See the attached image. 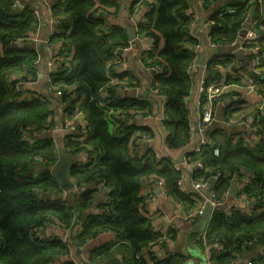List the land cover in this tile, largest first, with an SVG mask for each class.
Here are the masks:
<instances>
[{"label":"trees","instance_id":"obj_1","mask_svg":"<svg viewBox=\"0 0 264 264\" xmlns=\"http://www.w3.org/2000/svg\"><path fill=\"white\" fill-rule=\"evenodd\" d=\"M218 1L201 0L206 6ZM223 2L209 17L214 21L208 27V38L213 44L233 40L249 18L250 11L257 21L260 19L258 2L236 0L233 12L221 13L231 4ZM141 4L153 9L145 12L147 21L140 30L153 38L155 44L143 61L149 67L157 64L163 67L161 74L154 75L150 87L165 95L166 120L163 125L167 133L164 141L168 149L177 150L193 137L186 106L180 101L189 94L191 71L188 72L187 67L196 57L189 45L193 47L199 41L189 34L190 2L141 0ZM116 7L114 0H51V13L58 21V32L51 35L50 41L59 42L63 52L69 53L64 56L67 68L53 74L52 82L57 84L62 99L70 95L84 96L82 116L87 129L84 146L67 138L61 146L74 154L85 147L92 155L91 160L70 168L69 176L78 192L74 193V198H66L56 193L59 185L49 171L57 158L54 139L44 135L34 137L33 142L20 140L23 130L39 131L52 124L53 93L41 99L14 101L15 81H7L12 73H26L31 79L35 78L32 66L36 53L17 46L15 41L27 38L37 24L36 16L29 5L19 8L13 6V0H0V264H48L65 257L69 253L66 241L40 239L34 236L36 230L48 223L70 227L76 214L92 205L101 187L108 191L105 200L98 203L97 213H87L83 217L81 230L76 235L78 246L94 239L86 248L88 261L114 264L111 258L115 248L119 247L117 252H125L124 264H185L186 255L178 249L160 260L153 251H148L157 235L140 212L142 182L154 175L164 181L167 194L188 202L189 207L196 202L181 192L177 182L180 171L168 157L150 153L142 160L139 156H131L134 132L148 133V130L125 122L122 115L128 116L129 109L144 114L150 111L147 103L103 95L104 92L112 95L114 91L108 86L113 77L111 67L105 66L112 49L129 43L122 28L114 26L109 32L100 29L103 16L114 12ZM255 27L261 33L264 45V30H260V27L264 29V16ZM220 56L224 55H213L206 66V74L212 79L222 78L221 69H234L232 58L235 56L229 54L227 59H218ZM70 67L71 71L67 73ZM27 76L20 79L25 80ZM226 78L228 81L229 77ZM259 93L264 97V89ZM106 99L112 101L104 105L102 102ZM114 122L119 125L113 127ZM260 123L264 132V105ZM210 135L218 141L216 133ZM224 142L225 145L219 143L221 153L218 156L206 145L199 152H186L185 158L203 163L204 170L197 172L196 178L205 179L210 174L220 173L214 186L217 195L228 188L231 176L248 172L252 182L244 190L256 198V205L262 209L258 215L251 216L238 210L225 213L215 209L205 233L196 239L198 245L217 239L226 247L210 254L211 264H231L237 250L251 248L252 245H246L248 240L264 245V139L254 146L241 141L233 144L230 137ZM37 166L40 168L35 171ZM83 186L86 188L82 190ZM103 233H112L114 238L98 240ZM262 250L257 255L258 264H264V247ZM145 251H148L147 256ZM61 264L82 263L64 259Z\"/></svg>","mask_w":264,"mask_h":264},{"label":"crops","instance_id":"obj_2","mask_svg":"<svg viewBox=\"0 0 264 264\" xmlns=\"http://www.w3.org/2000/svg\"><path fill=\"white\" fill-rule=\"evenodd\" d=\"M117 4L115 11L112 13H106L103 18V29L109 32L112 27L116 26L124 29L125 26L133 25L136 30V39L129 41V49L123 53L125 61L120 65L113 64L111 67L112 76L114 79L123 80L131 85L126 91H118V98H132L136 100H142L147 103L150 108L152 118L148 120L137 119L134 124L138 126L145 125L150 137L152 138L149 145L143 144L144 147L155 150L162 157H168L169 159H175L181 153V150L189 152L191 148L195 146L196 134L193 135L191 141L177 150H170L165 145V136L167 130L165 126L159 121L158 116L162 112V104L164 103L162 98L156 94L151 85L152 73L145 67V63L142 59L143 50L147 45V37L141 34V28L146 24L145 12L142 4H136V0H114ZM213 2L210 5H204L201 0H189L190 7L188 14L191 16L190 30L202 41L208 40V27L207 20L214 12L219 3ZM51 0H21L20 5H29L36 16L37 24L35 28L29 33L27 38L22 39L21 42H25L23 46L25 49L36 53V59L32 69L34 70V79L27 76L26 73H12L7 77L8 83L14 82L20 79L21 76H27L26 81H20L19 85L23 90L24 99H30L38 96H48L51 93V85L57 86L52 82V76L56 73L57 67L54 64H50L49 60L52 55L56 53V42H51V35L55 27V18L53 17L49 4ZM264 9V3L260 5L259 11ZM252 14L253 12L250 11ZM254 17V14L251 16ZM125 30V29H124ZM205 55L204 60L209 61L213 55H225L226 49L218 47H211L204 45ZM211 50L213 52H211ZM2 53V51H1ZM69 53H64L68 55ZM261 55L264 59V45L261 47ZM199 51H197V58ZM111 58V57H110ZM110 58L107 60L105 66L109 67ZM218 59H227L224 56H220ZM114 63V62H113ZM232 64L234 69L227 67L221 69L222 77L228 79V87L224 92V96L218 99L214 103L215 119L211 124V129H207L205 137L209 141H213L211 132L216 133L219 143L225 145V138L230 137L231 143L233 136H248L253 138L251 131V125L254 121V117L257 110V104L259 102V96L256 89L250 87L261 81L264 84V70L259 73V70L253 71V58L249 52L245 54H238L232 58ZM56 68H55V67ZM236 68V69H235ZM206 66L195 65L191 70V85L189 90V98L186 102V109L188 112V119L191 127H195L198 123V105H197V87L199 80L206 76ZM244 71L247 73L245 78L238 76V72ZM250 71L251 72L250 75ZM262 74V75H261ZM260 82V83H261ZM51 96V95H50ZM33 99V98H32ZM84 101V96L70 95L65 99H62L59 94L53 93L51 97V121L56 127L50 134H46L45 131H39L37 136H50L54 139L57 147L61 145L66 138L69 139V134L63 129H60L62 124L68 115H71L75 106H81ZM73 108V110H71ZM34 141V140H33ZM235 144V142H233ZM145 148V149H146ZM69 150V148H67ZM76 164H80L86 161L84 153L79 151L75 153ZM44 168L41 164H38ZM40 166L34 168L38 171ZM181 181L179 188L182 193L198 201L199 196L206 195L208 193V187L202 188L199 191L195 190L192 185L194 179H196V173L192 166H184L181 173ZM229 195L222 203L220 209L225 213H229L233 210H238L244 213L246 216L258 215L260 212L251 211L248 198L244 197L241 193L244 189V183L241 179H235L229 181ZM233 186V190L230 191ZM85 187V186H83ZM86 188V187H85ZM82 189V187H81ZM78 192V188L74 187L70 191H63L60 187L56 193H60L61 196L66 198L73 197L74 193ZM107 189L101 187L95 197L92 205L84 210H81L76 214L75 221L70 227L65 228L55 224H47L42 229H37L36 234H40L44 239H61L66 241L69 247V253L65 257H61L53 262V264H61L64 259H70L77 263L82 264H99L97 261L87 260V246L94 242V239L89 240L83 246H78L76 241V235L81 230V220L89 213L94 214L98 212V203L105 200L107 196ZM151 193V199L149 200V209L156 220V225L161 229L169 228L173 232L174 243L166 246V250L178 249L186 255L185 264H209L211 260L210 254L205 250L204 244L198 245L194 241L201 235L202 231L209 225V221L212 217L208 211H206L201 217H193L188 219L185 217L186 212L196 208L197 204L189 207L188 202L182 201L166 193L163 187H160L154 180H144L141 185L140 194L149 195ZM53 196V193L51 194ZM71 200H74V199ZM195 206V207H194ZM215 211V210H214ZM213 211V213H214ZM79 217V218H78ZM209 220V221H208ZM208 222V224H207ZM203 225L205 226L203 228ZM113 239L112 233H103L97 239L100 240ZM197 244V247L195 245ZM117 246V245H115ZM251 246V245H249ZM116 247L111 261L115 264H124L123 254L124 251L119 250ZM160 246H155L154 251L161 254ZM261 244H252L249 250L240 248L237 250V264H250L253 260H257V255L262 253ZM126 264V263H125Z\"/></svg>","mask_w":264,"mask_h":264},{"label":"built area","instance_id":"obj_3","mask_svg":"<svg viewBox=\"0 0 264 264\" xmlns=\"http://www.w3.org/2000/svg\"><path fill=\"white\" fill-rule=\"evenodd\" d=\"M225 1H229V3H231V4L225 6L223 8V10L221 11V13L233 12L235 10V6L233 5V3L236 0H225ZM252 2H258L259 5L264 3L263 0H252ZM20 4H21V0H13V6L14 7H17ZM136 4L137 5L141 4V0H137ZM220 4H222V3H220ZM218 6L215 9H218ZM49 7H50V11H51V3L49 4ZM143 9H144V12H149V11L153 10L151 6H144V5H143ZM259 15H260L259 18L262 19V16H264V9L260 8ZM251 16L252 15L249 13V18H247V20H245V22L243 23V26L238 31L236 37L233 40H231L229 42L221 43V44H213L210 42L209 38L206 42L202 41L196 35H194V33L189 29V34L197 37L199 39V41L196 44H194L193 47L189 45V48L191 50L193 49V51L195 52L196 57H195V60L193 61V63L188 65L187 71L190 72L192 70V68L196 65L197 51H199V49L201 47H204V45L206 44V45H209L211 47H218V48L226 49V54H225L226 58L228 57L227 55L231 54L235 50L243 49L246 53L249 52L253 58V71L259 70V73H261L264 70V59L262 58V55H261V47L263 46V43H262L263 37H262L261 33L259 32V30L255 27L256 22L258 23V21L260 19L257 21L255 19V17H251ZM55 22H56V24H55L56 28L53 30L52 34L58 32V30H57L58 29V21L55 19ZM245 23L249 24L248 28L244 27ZM213 24H214V21L211 20L210 18H208L207 27H210ZM190 25H191V22H190ZM100 29L101 30L103 29V25L101 26ZM242 29H245L244 34L241 33ZM147 38H148L147 39V45L143 50L142 59H144L149 54V52L154 49V46H155L153 38H151V37H147ZM20 41H22V39H17L15 41V43L20 42ZM56 47H57L56 53L50 57L49 63L54 64L57 67L56 72H64L65 71L64 67L67 68V63L64 62L65 57H64L63 48L61 47V44L59 42L56 43ZM129 47H130L129 43L127 45H124V46H115L111 51V58H110L108 66L112 67L113 64H118V65L120 64L121 65L125 61L123 53L126 52L129 49ZM207 64H208V62L205 64V66H207ZM145 67L147 69H149L152 73L151 82L153 81L155 74H161L163 72V67L161 65H158V64L151 66V67L146 66V64H145ZM70 71H71V67L68 69L67 73ZM237 75L245 78L247 76V73L242 71V72H238ZM114 78L115 77H111L109 79V85H108L109 87L113 88V90H114L113 94L112 95L110 93L106 94V92L103 93L104 96H108L111 99H113V97H117L118 91H126L129 88H131V85L128 84V82H125L123 80H119L117 78L114 79ZM20 81H26V80L17 79L15 81V83L13 85V93H15L16 99H20L23 97V90L19 85ZM260 82L261 81H259L257 84L250 86V87L256 89L257 95L259 96V102L257 104L256 114L254 117V121L251 125V131L253 133V138H249L246 135L242 136L240 138L239 136L236 135V136L232 137V141L235 143L241 141L243 144H247L249 146H254L264 139L263 126L260 123L261 115L263 113L264 97L259 93V90L264 89V84L262 82L261 83ZM228 84L229 83L223 77L220 79H212L211 75H206L199 80V84L197 87V105H198V117H199V119H198L197 125L195 127H191L192 135L196 134V136H198V138L196 137L195 146L193 148H191V150L189 152H199L200 148H202L206 145H209L211 150H212V153L215 156H218L221 153L219 140L217 139L218 141H214V140L209 141L205 137V134L207 132V129H209L210 124L215 119H217L215 116V111H214V103L218 99H221L224 96V92L227 89ZM51 89H53V91L51 90V92L56 93V94H60L59 91H57V86L51 85ZM153 91L156 94H158L164 102L162 104V112L158 116L159 121L163 124V120H166V115L164 113L166 98H165V95L159 94L156 90H153ZM18 96H20V97H18ZM188 98H189V94L183 96L180 101L186 105ZM111 99H106L102 103L104 105H107L112 101ZM146 111H148V110H146ZM142 112L143 111H140V110L133 111V109H129L130 114L128 116L122 115V117H124L125 122H128L129 124L134 123V121H136L137 119L148 120V119L152 118L151 111H148L144 114H142ZM82 114H83L82 105L81 106L80 105L75 106V109L73 110L71 115H68V117L65 119L64 123L60 127V129H63L65 132H67L70 135L69 139H75V140L79 141L80 146H84L83 141L87 138L86 122L83 119ZM142 126H145V125H142ZM54 127H56V126H54L53 124H48L46 127H44L43 129H41L39 131H45L46 134H50V131L51 130L53 131L55 129ZM39 131L29 132L28 130H23L21 132L20 140L26 141V142H33L34 137H40V135L37 136L38 135L37 133ZM151 139L152 138L150 137L149 132L148 133H145L143 131L142 132H134V134H133V146H132V153H131L132 155L131 156H134V155L139 156L143 160L150 153H154L155 156L159 157L160 155L158 153H156L155 150H152V149H149V147L146 148L143 146V144L150 146L149 142ZM212 143L215 144L214 147H212ZM55 146L57 147L56 143H55ZM147 150H150V151L148 152ZM81 152L84 153V156H85L87 161L92 159V155L87 151V149L85 147H83L81 149ZM185 153H186V151H184L182 159L180 162L172 163L174 168L176 170L180 171V175H179V178L177 181L178 185H180V181H181V177H182L181 173H182V169L184 166H192L194 168L196 174H197V172L204 170V165L201 161H199V160L187 161L185 158ZM170 160L172 162L173 159H170ZM220 177H221L220 173L217 172V173L210 174L205 179H200V178L194 179L192 187L197 191H199L202 188L208 187V193L206 195L199 196L198 201H196V204H197L196 208H194L191 211L186 212L185 217H187L188 219H191L193 217H201V215H203L206 211L209 212L210 217H211V215L213 214V211L215 209H218L219 207H221L222 203L225 201L226 197L229 195V190H228L229 187L225 191H223L221 194L217 195V193L214 191V186L219 181ZM233 178L241 179L244 183V189L248 186V184H250L252 182V178H251L250 174L248 172H244V171H241V174H234L233 176H231L230 180H232ZM147 180H154L160 187L164 188V181L162 179L156 178L154 175H151L150 177H148ZM74 185H75V183H74ZM244 189L242 190L241 194L244 197L248 198L251 211H253V213L261 211L262 208L258 207L256 205V202H257L256 198H254L253 196L252 197L249 196L245 192ZM151 196H152L151 193H149V195H143L142 196V201H141V205H140V212L149 221L151 231H153V233L155 235H157L156 241L153 243V245L151 247H149L148 251H150V250L153 251L155 256H156V259L160 260V259L164 258L165 256H167L170 252L175 250V249H173L170 251V250L165 249L167 245L171 246L175 241H174V237H173V232L170 231L169 228L161 229L160 227H158L156 225V222H155L156 220H154L153 215L151 214L150 209H149V204H150L149 200L151 199ZM48 224H51V223H48ZM207 224H208V222H207ZM55 225H57V224H55ZM43 226H45V225H43ZM42 227L38 228V230L42 229ZM207 227H208V225L202 231V234L205 233ZM34 236L38 237L40 239H44L43 236L38 234V233L35 234ZM253 242H255V240L254 241L248 240L246 242V245H248V246L252 245V244H254ZM155 246L161 247V249H160L161 254H159V253L156 254V252L154 251ZM171 247H173V246H171ZM204 247H205V250L208 251L209 253H212L214 251H222V250L226 249V247L217 239L213 240L210 243L204 244ZM261 247L263 248L264 245H261ZM210 249H213V250L210 251ZM147 252L145 251L144 253H147ZM139 257H140V255H139ZM237 258L238 257L236 255L235 258L233 259V261L231 262V264H237V262H238ZM48 264H53V262L48 263ZM209 264H211V260L209 261ZM250 264H258V261L253 260Z\"/></svg>","mask_w":264,"mask_h":264},{"label":"water","instance_id":"obj_4","mask_svg":"<svg viewBox=\"0 0 264 264\" xmlns=\"http://www.w3.org/2000/svg\"><path fill=\"white\" fill-rule=\"evenodd\" d=\"M17 7L22 8L23 5H18ZM244 27L248 28L249 24L245 23ZM124 29H125L128 41H133L136 39L137 34H136V30L133 25L125 26ZM244 32H245V29H242L241 33L244 34ZM24 43L25 42H21V41L16 42L17 45H23ZM242 53L245 54V51L243 49H239V50L233 51L231 54L232 56H237L238 54H242ZM204 55H205V49L204 47H201L199 49V56L196 61L197 66L202 67V66H205V64L207 63V61L204 60ZM251 72L253 73V71H250V75H251ZM209 129H211V127H209ZM214 146L215 144L212 143V147ZM183 153H184V149L181 150V153L178 155L177 158L172 160V163L180 162L182 159ZM73 165H76L75 154L67 150L64 146L60 145L59 147H57V158H56L54 165L51 167L50 173L52 174L53 178L57 181L59 187L63 191H70L75 186L73 180L69 176V170ZM83 189H85V187H82V190ZM232 190H233V186L231 187L230 191ZM212 250L213 249H210V251Z\"/></svg>","mask_w":264,"mask_h":264},{"label":"clouds","instance_id":"obj_5","mask_svg":"<svg viewBox=\"0 0 264 264\" xmlns=\"http://www.w3.org/2000/svg\"><path fill=\"white\" fill-rule=\"evenodd\" d=\"M18 97H20V96H18ZM40 97V98H39ZM41 97L42 96H38V97H32L33 99H35V98H38V99H41ZM32 98H30V99H24V97H22V98H20V99H16L15 97H13V100L14 101H24V100H26V101H30V100H32ZM68 150V149H67ZM56 151H57V147H56ZM53 166V165H52ZM51 166V167H52ZM51 167H49V171H51Z\"/></svg>","mask_w":264,"mask_h":264},{"label":"rangeland","instance_id":"obj_6","mask_svg":"<svg viewBox=\"0 0 264 264\" xmlns=\"http://www.w3.org/2000/svg\"><path fill=\"white\" fill-rule=\"evenodd\" d=\"M255 26H256V24H255ZM260 30H264L263 29V27H260ZM141 34L142 35H144L142 32H141ZM211 52H213L212 50H211ZM115 114H117V112H115ZM115 123V125L113 124V127H116V126H118L119 125V122H114ZM205 226L203 225V228H204ZM195 243H196V240L194 241ZM195 247H197V244L195 245ZM198 248V247H197ZM145 255H146V253H144ZM147 256V255H146ZM202 264H204V263H202Z\"/></svg>","mask_w":264,"mask_h":264}]
</instances>
